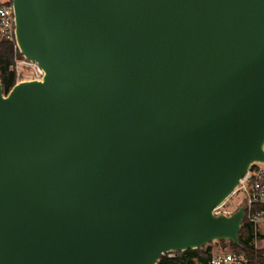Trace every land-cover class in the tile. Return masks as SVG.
I'll return each mask as SVG.
<instances>
[{
	"label": "water",
	"instance_id": "1",
	"mask_svg": "<svg viewBox=\"0 0 264 264\" xmlns=\"http://www.w3.org/2000/svg\"><path fill=\"white\" fill-rule=\"evenodd\" d=\"M41 80L0 82V264L240 247L264 162V0H12Z\"/></svg>",
	"mask_w": 264,
	"mask_h": 264
},
{
	"label": "built area",
	"instance_id": "2",
	"mask_svg": "<svg viewBox=\"0 0 264 264\" xmlns=\"http://www.w3.org/2000/svg\"><path fill=\"white\" fill-rule=\"evenodd\" d=\"M0 39L11 41L14 50L20 54L14 37L12 0H0ZM12 69L16 77L15 83L41 80L43 75L42 69L36 62L27 60L21 54L14 60ZM233 204H235L234 207H232ZM240 206L245 207L242 225L244 221L249 225L254 253L249 255L241 249H227L221 241H214L211 243H217L218 249H212L211 243L204 246L209 254L207 264H264V260L260 259H264V252L261 257L258 255L259 251H264V162L250 164L229 197L214 207L212 213L229 216ZM164 255L173 257L174 252Z\"/></svg>",
	"mask_w": 264,
	"mask_h": 264
},
{
	"label": "trees",
	"instance_id": "3",
	"mask_svg": "<svg viewBox=\"0 0 264 264\" xmlns=\"http://www.w3.org/2000/svg\"><path fill=\"white\" fill-rule=\"evenodd\" d=\"M18 57H20V54L14 50L13 43L9 40L0 39V82L4 93H7L15 84L16 77L12 65L14 60ZM251 238L252 235L249 225L244 221L238 234L240 247L231 243H229V245L232 249H241L249 255H252L254 250L251 246ZM221 243L223 244L224 241H221ZM262 252L264 251L258 252L259 257H261ZM208 256V249L202 247L196 250L176 252L173 257L163 255L160 257L157 264H207ZM260 259L264 260L262 258Z\"/></svg>",
	"mask_w": 264,
	"mask_h": 264
},
{
	"label": "rangeland",
	"instance_id": "4",
	"mask_svg": "<svg viewBox=\"0 0 264 264\" xmlns=\"http://www.w3.org/2000/svg\"><path fill=\"white\" fill-rule=\"evenodd\" d=\"M234 206H235V204L232 205V207H234ZM218 246L219 245L217 243H211L212 249H218ZM223 246H225L227 249H232L231 246L227 242H224Z\"/></svg>",
	"mask_w": 264,
	"mask_h": 264
}]
</instances>
